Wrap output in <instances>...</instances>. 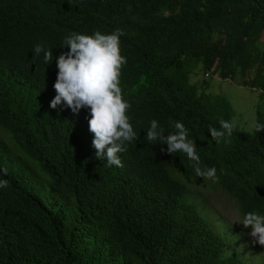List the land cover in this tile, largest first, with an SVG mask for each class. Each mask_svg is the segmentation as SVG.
Instances as JSON below:
<instances>
[{
  "label": "trees",
  "instance_id": "1",
  "mask_svg": "<svg viewBox=\"0 0 264 264\" xmlns=\"http://www.w3.org/2000/svg\"><path fill=\"white\" fill-rule=\"evenodd\" d=\"M117 28L138 136L109 167L87 109L49 105L64 39ZM196 70L259 91L264 123V0H0V264H252L237 228L202 211L193 162L147 141L152 120L166 134L183 123L240 215H264V130L234 124L215 143L209 128L233 122V108L191 81Z\"/></svg>",
  "mask_w": 264,
  "mask_h": 264
},
{
  "label": "clouds",
  "instance_id": "2",
  "mask_svg": "<svg viewBox=\"0 0 264 264\" xmlns=\"http://www.w3.org/2000/svg\"><path fill=\"white\" fill-rule=\"evenodd\" d=\"M123 35V30L117 28L111 34L96 31L91 35L72 33L67 36L63 47L68 51L55 58L57 72L53 88L56 95L49 105L53 109L66 106L73 114L87 109L88 128L94 134L95 157L106 160L109 167H123L119 154L138 136L127 115L130 104L123 98L120 87L121 67L127 63L126 57L121 55L120 37ZM34 53L42 54L45 65L53 60L51 49L42 44L34 46ZM219 125L220 130L214 127L208 130L217 144L226 136H232L235 127L233 122L223 119ZM173 127L175 131L166 134L158 121L152 120L146 133L147 141L167 145L161 150L169 154L182 153L193 162L196 177L217 180L215 167L204 170L199 167L200 157L184 124L176 122ZM250 127L259 133L264 130V123L253 120ZM0 174L7 175V168L0 166ZM7 186L8 181L0 178V189ZM239 223L250 228L249 235L264 246V215L248 212Z\"/></svg>",
  "mask_w": 264,
  "mask_h": 264
},
{
  "label": "rangeland",
  "instance_id": "3",
  "mask_svg": "<svg viewBox=\"0 0 264 264\" xmlns=\"http://www.w3.org/2000/svg\"><path fill=\"white\" fill-rule=\"evenodd\" d=\"M191 81L200 90L224 95L233 108V123L245 131H253L250 125L253 120H256L259 91L241 86L233 80H222L217 75L205 74L201 70H196L191 75ZM192 184L200 193L196 195V198L200 200L202 211L213 225L220 230H224V225L227 223L237 228V231L251 245L250 249L240 246L249 261L252 264H264V246L256 243L249 235L250 228H244L239 223L242 222L243 217L239 213L235 200L223 192L216 180L205 177L192 180Z\"/></svg>",
  "mask_w": 264,
  "mask_h": 264
}]
</instances>
